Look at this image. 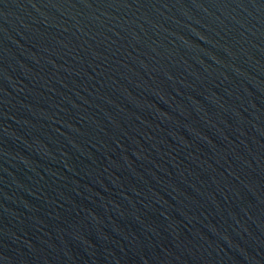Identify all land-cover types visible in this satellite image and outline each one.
Instances as JSON below:
<instances>
[{
	"label": "water",
	"instance_id": "water-1",
	"mask_svg": "<svg viewBox=\"0 0 264 264\" xmlns=\"http://www.w3.org/2000/svg\"><path fill=\"white\" fill-rule=\"evenodd\" d=\"M0 264H264V0H0Z\"/></svg>",
	"mask_w": 264,
	"mask_h": 264
}]
</instances>
